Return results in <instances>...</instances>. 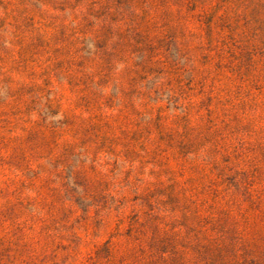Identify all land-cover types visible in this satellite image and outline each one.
I'll return each mask as SVG.
<instances>
[{"label":"rangeland","instance_id":"obj_1","mask_svg":"<svg viewBox=\"0 0 264 264\" xmlns=\"http://www.w3.org/2000/svg\"><path fill=\"white\" fill-rule=\"evenodd\" d=\"M0 264H264V0H0Z\"/></svg>","mask_w":264,"mask_h":264}]
</instances>
